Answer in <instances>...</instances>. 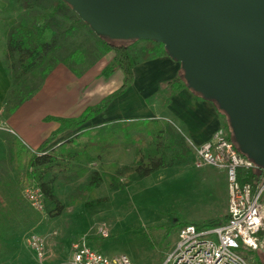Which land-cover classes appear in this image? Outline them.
Instances as JSON below:
<instances>
[{"label":"rangeland","instance_id":"rangeland-1","mask_svg":"<svg viewBox=\"0 0 264 264\" xmlns=\"http://www.w3.org/2000/svg\"><path fill=\"white\" fill-rule=\"evenodd\" d=\"M5 2L7 8L0 12L1 35L2 23L10 25V20L14 18L19 22H27L42 10L37 6L22 9L17 0ZM95 38L84 32L78 33L67 44L74 48L79 44L86 45ZM126 43L132 45V54L137 59L142 57L135 48L145 45V41L129 40ZM37 81V77H28L20 88L27 90ZM152 103L156 105V101ZM221 116L223 125L228 123L227 118ZM101 126L94 124L86 127V131L75 130L73 136L77 135L76 143L83 146L97 142L99 137L96 135ZM132 134L143 135L136 131ZM54 146L50 144L46 150ZM101 147V151L92 152L98 154L93 163H82L87 170L83 175L72 174L69 179L59 169H55L52 175L55 192L65 208L59 217L48 222H43V215L40 227L34 230L45 239V257L38 259L30 248L28 233L20 241L10 244L7 250L4 244H0L3 255L7 257L3 264H70L72 245L81 240H86L87 245L109 258L124 254L133 264H162L183 225H197L227 216L226 175L213 166L198 167L194 151L186 161L160 168L141 180L134 179L124 189L113 188L105 179L95 190L97 197H93L84 190L92 172L111 171L123 179L121 174L137 163L139 145L125 149L122 139L120 142L101 143ZM154 149L141 148V153L154 156ZM23 150L36 152L24 147L13 133L0 131V175L11 173L17 179L20 178L25 169V160L21 155ZM112 165L116 167L112 168ZM100 228L107 230V237L102 236ZM244 256L249 264H259L258 258L264 262V244L258 251H244Z\"/></svg>","mask_w":264,"mask_h":264},{"label":"trees","instance_id":"trees-1","mask_svg":"<svg viewBox=\"0 0 264 264\" xmlns=\"http://www.w3.org/2000/svg\"><path fill=\"white\" fill-rule=\"evenodd\" d=\"M22 9H29L31 6L41 8V12L33 15L27 22L10 20V27L7 32V49L5 51V65L8 68L13 84L16 89L11 92L7 109L13 112L19 105L27 100L40 85L44 82L50 72L58 65L63 64L75 75L81 76L93 66L104 54L112 53L113 60L107 65L102 75L110 77L117 70L123 74L121 86L104 97L99 103L89 106L78 117H48L47 120L56 121L58 129L53 131L39 146L36 152L21 151L25 160V169L18 179L24 189L28 186H38L44 197V220L59 217L64 211V204L58 199L55 192L52 175L55 169L68 176L72 174L83 175L86 173L84 164L93 163L98 152L103 149L101 143L110 141L120 142L123 139L124 148H137V163L134 167L126 169L121 175L115 172L94 171L90 176L89 183L84 190L97 197L96 188L107 179L114 188L124 189L134 179L141 180L154 171L171 166L176 162H184L193 155V149L187 143L181 132L170 122L161 119H138L121 120L106 123L99 128L96 137L97 142L84 144L76 143L77 135L65 142L55 145L46 150L57 137L68 130L85 129V125L96 116L103 114L109 104L118 96L125 93L134 80V67L140 58H155L168 56V52L162 43L156 41H145L146 44L138 48L142 57L137 59L132 54V45L126 41H112L96 35L90 26L84 22L72 7L63 0H17ZM85 33L96 38L87 43L79 44L70 48L68 40L75 34ZM28 77H37V82L29 89H22L20 86ZM186 84L183 80V73L177 75L173 80L163 84L161 92L167 97L181 89ZM201 96V95H200ZM202 97V96H201ZM168 101V99L166 100ZM221 115H226L218 108ZM227 118V117H226ZM224 127L227 130V138L233 141L231 129L226 122ZM133 131L140 132L145 136L132 134ZM120 139V140H119ZM235 144V142H234ZM236 145V144H235ZM141 146V147H140ZM237 146V145H236ZM80 150H77L79 149ZM154 147V156L141 153V148ZM46 152L43 154H39ZM115 168L116 165H112ZM240 182H251L254 187L262 180V174L251 170L247 173L239 170ZM227 216L223 219H212L197 224L198 228L216 227L226 222ZM196 225V224H195ZM259 264H263L258 258Z\"/></svg>","mask_w":264,"mask_h":264},{"label":"water","instance_id":"water-1","mask_svg":"<svg viewBox=\"0 0 264 264\" xmlns=\"http://www.w3.org/2000/svg\"><path fill=\"white\" fill-rule=\"evenodd\" d=\"M112 41H156L264 168V0H63ZM264 264V263H263Z\"/></svg>","mask_w":264,"mask_h":264},{"label":"crops","instance_id":"crops-1","mask_svg":"<svg viewBox=\"0 0 264 264\" xmlns=\"http://www.w3.org/2000/svg\"><path fill=\"white\" fill-rule=\"evenodd\" d=\"M6 8L5 0H0V12ZM9 27L1 24L0 131L13 133L24 147L37 151L42 142L59 127L56 121L47 120L48 117L80 116L87 107L99 103L120 87L123 74L117 70L108 78L102 75L105 66L113 60L112 53L104 54L81 76L58 64L39 89L10 112L7 106L15 86L4 62ZM182 73L181 64L169 56L140 58L134 67L131 86L85 128L121 120L161 119L172 123L195 146L211 140L223 126L222 116L214 102L201 97L186 85L168 97L161 92L163 84ZM153 101H156V105ZM74 132L68 130L61 133L52 144L65 142ZM42 220L43 213L28 202L18 179L11 173L0 175V244H4L7 250L10 244L38 229ZM3 253L1 248L0 264L5 263L7 258Z\"/></svg>","mask_w":264,"mask_h":264},{"label":"built area","instance_id":"built-area-1","mask_svg":"<svg viewBox=\"0 0 264 264\" xmlns=\"http://www.w3.org/2000/svg\"><path fill=\"white\" fill-rule=\"evenodd\" d=\"M197 157L198 167L213 166L226 175L228 205L226 222L220 226L198 228L183 225L178 238L162 264H249L244 251H258L264 244V168L240 153L227 138L224 125L215 136L200 146L189 142ZM46 152H42L43 154ZM260 172L262 180L254 187L251 182H240L238 171ZM33 208L44 211V197L38 186L24 188ZM103 237L107 230L100 228ZM28 244L38 259L46 254L45 239L36 232L28 234ZM70 264H133L127 255L109 258L87 245L86 240L72 245Z\"/></svg>","mask_w":264,"mask_h":264},{"label":"flooded vegetation","instance_id":"flooded-vegetation-1","mask_svg":"<svg viewBox=\"0 0 264 264\" xmlns=\"http://www.w3.org/2000/svg\"><path fill=\"white\" fill-rule=\"evenodd\" d=\"M264 263V262H263Z\"/></svg>","mask_w":264,"mask_h":264}]
</instances>
